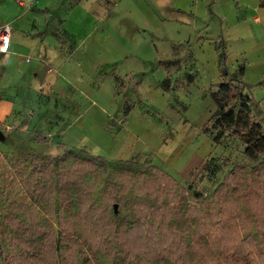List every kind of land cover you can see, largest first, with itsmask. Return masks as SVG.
I'll return each mask as SVG.
<instances>
[{
  "label": "rangeland",
  "instance_id": "1",
  "mask_svg": "<svg viewBox=\"0 0 264 264\" xmlns=\"http://www.w3.org/2000/svg\"><path fill=\"white\" fill-rule=\"evenodd\" d=\"M33 2L0 0V17L10 5L19 8L27 24L20 29L29 40L38 30L34 15L48 14ZM144 3L143 15L137 7L129 10L135 37L124 30L120 9L103 25L105 42L122 47L111 44L90 59L94 68H105L94 78L101 93L93 98L69 88L58 95L53 75L61 71V60L37 63L31 53L0 62V100L11 104L0 120V264L31 256L40 235L49 233L52 264H264V212H253L264 204V160L248 161L237 137L216 144L214 134L203 130L215 110L210 93L221 80L220 50L230 77L244 67L241 80L259 106L253 115L264 118V57L245 55V41L235 34L219 39L215 22L196 23L190 12H172L169 0ZM190 4L179 0L178 7ZM113 6V0H103L95 18L104 21ZM220 8L234 29L237 21L226 0ZM74 32L90 39L100 33L88 26ZM128 66L129 79L115 81L119 93L111 95L119 118L114 109L106 118L100 107L108 110L111 100L102 93L108 84L101 79L117 80L111 67ZM79 107L87 109L89 121L73 122L71 113ZM123 118L136 128L122 129ZM89 157L105 165L91 168L83 162ZM233 165L241 172L218 189ZM150 167L177 186L153 184ZM135 228L150 238L149 250L124 247L122 240L137 236Z\"/></svg>",
  "mask_w": 264,
  "mask_h": 264
},
{
  "label": "crops",
  "instance_id": "2",
  "mask_svg": "<svg viewBox=\"0 0 264 264\" xmlns=\"http://www.w3.org/2000/svg\"><path fill=\"white\" fill-rule=\"evenodd\" d=\"M6 1L9 3V0ZM100 1L102 2L103 0H35V2H33L35 8L39 11L45 10L48 14L44 17L34 15L38 30L33 34L34 37L32 40H29V37L24 35L20 29L27 26L25 17L19 15V8L10 5L11 10H5L6 14L0 17V26L8 25L10 27L8 52L0 55V62L5 58L13 62L19 57H24L31 53L35 54V61L37 58L44 59L46 63L61 60L63 61L60 66L61 71L57 70L55 71L56 74L53 75V83L58 95H63L67 88H69L77 94L80 93V95H84V97L87 95L93 98L94 94L101 93L100 87L93 85L94 78L98 73L103 72L102 70L105 68H94L95 65L91 63L90 59L97 54L103 53L106 47L111 44L115 49H120L122 47V43L120 42L111 43L108 41L110 44L105 42L107 39L103 38V33L101 35V32L105 29L103 25L110 24L112 21V14L118 15L115 10L120 9V16L118 18H122L123 22H125L124 26L126 29L124 30L135 37L134 34L136 33L137 26L132 23L131 18L133 17L129 10L130 8L137 7L136 10L141 12V6L145 5L144 2H150L151 0H113L114 6L110 9L104 21H98V19L95 18V14L100 10ZM169 1L172 3L170 7L172 12L178 14L184 13V11L190 12L192 16L195 17L196 23H198L199 19L210 25L211 22H215L218 30L217 37L219 39H227L235 34L236 37L240 36L239 38L237 37V39L245 41L243 49L245 55L251 54L252 56L264 57V7L260 5V2L264 0H235L237 5L231 0H226L231 10H233L237 21V25L234 26L235 28L232 30H230L227 23H225V18L221 13L220 5L223 0H189L191 4L186 9L178 7L179 0ZM237 6L240 8L239 10ZM126 7L128 11H126ZM210 25L207 29L208 33ZM76 26H88L91 28V31L94 30L100 33H98L99 35L97 38L90 39L88 35L78 37L75 36L76 33L74 32ZM100 27H102L101 30L99 29ZM106 31L108 32V30ZM63 37L68 39L62 40ZM106 37L107 36H105V38ZM71 60L74 62L73 64H70ZM33 68L34 70L39 69L36 66ZM111 68L116 73L117 80L116 77L113 79L112 75L101 79V85L103 83L108 84L106 90L104 89L102 93L105 92L104 95H107L105 97L107 102L109 99L111 100V103L109 100L111 108L107 110L100 107V109L106 118L110 116V111L114 109L113 112L115 116L119 118L118 103H116V100L111 99L112 96L114 97V95L116 96L119 93V91L116 90L115 81H118L119 78L129 79V73L132 67H125L122 71L118 70L119 67ZM107 88H110V91L107 90ZM67 101H70V99ZM93 104L94 101L91 105ZM10 108V102L7 100H0V120L9 113ZM71 114L74 118V123H78L82 119L89 121L87 109L79 107ZM120 124L122 129L136 128L124 118L120 120ZM105 127L106 125H103L102 130L106 132L107 129ZM84 128L85 127H81L82 132H85Z\"/></svg>",
  "mask_w": 264,
  "mask_h": 264
},
{
  "label": "trees",
  "instance_id": "3",
  "mask_svg": "<svg viewBox=\"0 0 264 264\" xmlns=\"http://www.w3.org/2000/svg\"><path fill=\"white\" fill-rule=\"evenodd\" d=\"M260 5L264 7V1L260 2ZM220 70L219 76L220 81L216 84H212L214 89L210 93V97L215 105V110L211 117L204 124V132L208 135L213 136V141L219 144L223 139L227 137H237L242 140L244 144L242 154L244 157L252 163H261L264 158V118L259 120L253 115V108H258V103L254 102L252 96L246 91V85L241 80L244 74V67L240 66L237 76L235 78L229 76L228 68L225 65V53L220 50ZM84 164L93 168L95 165L99 164L101 167L105 165V162L99 157L95 158H84ZM47 171L48 166H42L41 170ZM154 173V180L152 183L158 181L170 182L173 186H177L176 182L165 173L159 171L155 167L149 168ZM226 176L224 177L221 184H219L218 189H225L228 184L231 183V179L235 178L237 172H241L239 166L233 165ZM149 180H147L148 183ZM151 183V182H150ZM179 187V186H178ZM180 188V187H179ZM42 197H45L44 192L39 193ZM37 196L36 201L44 205L45 200ZM80 204V203H79ZM84 206H87L83 203ZM262 207L253 210L255 214H260L264 212V204ZM83 207V205H82ZM86 209H89L88 206ZM32 231V238L37 236V227L30 228ZM137 236L132 240H122L124 247H131L130 252L138 251L142 249L145 251L150 249V238L145 237L138 229L135 228ZM22 245L27 247L24 242ZM153 245V244H152ZM36 252L31 256H20L18 260H15L13 264H52L53 263V251H52V235L51 233L40 235V239L35 244ZM0 259L4 262L1 253ZM61 264H64L61 260Z\"/></svg>",
  "mask_w": 264,
  "mask_h": 264
},
{
  "label": "built area",
  "instance_id": "4",
  "mask_svg": "<svg viewBox=\"0 0 264 264\" xmlns=\"http://www.w3.org/2000/svg\"><path fill=\"white\" fill-rule=\"evenodd\" d=\"M10 36V27L8 25L0 26V55L8 52Z\"/></svg>",
  "mask_w": 264,
  "mask_h": 264
},
{
  "label": "water",
  "instance_id": "5",
  "mask_svg": "<svg viewBox=\"0 0 264 264\" xmlns=\"http://www.w3.org/2000/svg\"><path fill=\"white\" fill-rule=\"evenodd\" d=\"M3 140V135L2 133L0 132V141Z\"/></svg>",
  "mask_w": 264,
  "mask_h": 264
}]
</instances>
